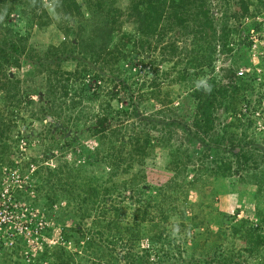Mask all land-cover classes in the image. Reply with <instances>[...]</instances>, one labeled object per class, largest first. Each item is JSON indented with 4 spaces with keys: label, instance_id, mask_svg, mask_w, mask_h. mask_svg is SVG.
<instances>
[{
    "label": "rangeland",
    "instance_id": "obj_1",
    "mask_svg": "<svg viewBox=\"0 0 264 264\" xmlns=\"http://www.w3.org/2000/svg\"><path fill=\"white\" fill-rule=\"evenodd\" d=\"M99 1L0 0V207L11 220L0 264H136L151 246L144 230L165 218L156 230L182 246L166 264H264L233 229L260 223L264 200V0L193 1L218 29L228 18L230 46L246 55L218 42L214 69L188 80L179 76L193 46L178 41L189 51L166 61L175 34L158 40L164 21L134 45L156 17L151 0ZM113 50L119 59L104 63ZM213 79L238 86L208 131L192 94ZM136 133L159 140L144 162L126 153Z\"/></svg>",
    "mask_w": 264,
    "mask_h": 264
},
{
    "label": "trees",
    "instance_id": "obj_2",
    "mask_svg": "<svg viewBox=\"0 0 264 264\" xmlns=\"http://www.w3.org/2000/svg\"><path fill=\"white\" fill-rule=\"evenodd\" d=\"M91 1V0H87ZM197 2V0H167L169 2V5L166 4V0H158L154 6L153 0H151L148 5L150 6V11L155 12L156 17L154 20H145V23L143 25H139V27L136 28V31L140 32V37L136 39L135 46L143 47L144 43L147 40V36L151 34H156L158 29V22L164 21L165 25L163 27V30L159 35L157 36L161 40L163 37H165L166 34L171 30H173V33L175 34V38L169 43L163 50V55L166 58V61L168 60H175L181 57L184 53V51H189L185 48L184 44L179 49V46L176 45L178 41H182L185 44L187 43V40H190V43L193 46V50L191 51V57L186 60V65L182 69V72H180V78L182 79H193V77H196L200 73L203 72V69L207 66L211 69H214L212 67V60L216 57V50H217V44L220 43L222 45L223 52H233L234 48L230 46V33L235 31L236 28L233 26L228 25L227 23V17H224L222 21L220 22V28H217V24H215V21L213 20L212 13L207 7L204 6H196V4L193 3ZM205 1L206 0H199ZM105 0H100L99 3H104ZM105 4V3H104ZM162 10L161 12L159 10ZM150 21V22H149ZM123 23H119L117 25H113L109 27V30H105V33L103 32V35H105L101 39L106 40V36L108 38H112V32L116 29L121 28ZM257 29H259L256 25L254 26ZM252 28V27H251ZM250 30V27L247 29V36L250 37L248 32ZM107 32V34H106ZM127 38L129 40L132 39V35L126 34ZM157 35V34H156ZM247 37V42L250 47L252 44V40H249ZM186 41V42H185ZM105 45H108L105 44ZM247 46V45H246ZM248 47V46H247ZM118 51V49L116 50ZM115 50L111 51L112 55H109L104 63L109 64V62L112 60L113 57H115V60L119 59V56L117 55L118 52ZM248 51V48H247ZM103 50L101 49L100 52L97 51V55L100 62L103 63ZM244 52V53H243ZM183 53V54H182ZM237 58L244 59L246 53L245 50L242 51L240 49H236L234 51ZM174 68H176V65H174ZM169 71V70H168ZM166 72V76H169V72ZM163 74H165L163 72ZM232 76L235 78V74L232 73ZM232 77V78H233ZM236 83V82H235ZM153 85H157L156 80L154 81ZM237 84L229 83L228 85L222 86L217 83L216 79L211 80L210 84L206 86L204 83H200V86L193 90L192 96L194 97V100L198 101L197 105V115L203 116L204 121H206L207 124V130L210 131V129L213 127V110L212 108L216 106V104L221 103V99L227 98V96L232 97L229 101V104H231V101L235 99V92L233 93L232 89L237 88ZM231 107V106H230ZM234 111L236 110V107H231ZM128 114V112H126ZM134 114V112H133ZM201 120V118H200ZM164 122H166L164 120ZM146 125H150L147 124ZM156 125V124H155ZM153 125V127H156ZM102 126V125H101ZM103 129H106L105 126H102ZM149 127V126H148ZM150 137V134H149ZM148 136L145 137L144 134L140 135L138 133L135 134L133 137V147L131 150H127V154L134 163L138 161L144 162L151 154L153 149H155V144L158 139H151ZM237 155H240V153H236ZM242 157H245L242 155ZM247 159V158H246ZM141 163V162H140ZM222 168L225 171H231L232 169V163L231 162H222ZM120 167V166H117ZM219 167V166H218ZM221 168V166H220ZM143 186H140L138 189L139 196L137 199L138 207L141 209H144L149 200V198H146L147 200L143 203H141L142 198L141 196L144 195L145 191H149V189H145V185L141 184ZM150 187V186H149ZM147 188V187H146ZM129 198V196H128ZM133 197H130L132 199ZM171 199V198H170ZM135 200V198H133ZM140 201V202H139ZM144 204L146 206H144ZM167 209H170L171 212L175 211V208L173 206V202L169 201L167 202ZM148 207V206H147ZM146 212V211H145ZM149 213V211H148ZM144 216V214H142ZM257 216L259 219V222L256 226H248L244 224V222L241 223L240 227H234L233 229L243 230V233L245 234L246 238H248L249 245L246 247V250L250 253L253 251H259L260 253L264 250V200H261L257 203ZM166 217V216H164ZM229 217L235 219V216ZM168 219L165 218L164 221H162V224H152L150 227V230H144V235L147 237V240L151 241V246L148 248H145V253L138 257L137 259L139 262H136V264H166V260H169L171 258V253L175 252V248L182 247L181 244H178L176 246L172 245L175 243V240H170L169 237H167L166 232H164L165 229L161 231H157L156 229H159L160 227H165V225H168ZM166 221V222H165ZM158 223V222H157ZM157 227V228H154ZM159 232V233H158ZM238 233V232H237ZM120 238V237H119ZM133 240L135 239L134 236L132 237ZM120 240V239H119ZM166 241H170L169 244H166ZM117 241L115 242V246H118ZM160 245V246H158ZM154 248V249H153ZM155 252H154V251ZM155 253L157 258L152 256V253ZM180 253V252H179ZM135 262V261H134Z\"/></svg>",
    "mask_w": 264,
    "mask_h": 264
},
{
    "label": "built area",
    "instance_id": "obj_3",
    "mask_svg": "<svg viewBox=\"0 0 264 264\" xmlns=\"http://www.w3.org/2000/svg\"><path fill=\"white\" fill-rule=\"evenodd\" d=\"M242 71V70H241ZM240 71V72H241ZM242 73V72H241ZM11 224V220H10V212L7 208H1L0 207V233L1 231H5L4 229L6 227H4L3 225H10ZM8 233V232H7ZM4 238V236H3ZM2 236H0V241L3 239Z\"/></svg>",
    "mask_w": 264,
    "mask_h": 264
}]
</instances>
